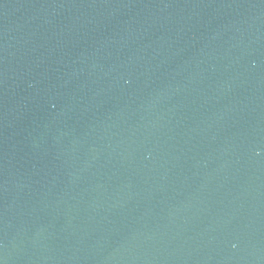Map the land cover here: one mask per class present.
<instances>
[{
	"label": "water",
	"instance_id": "obj_1",
	"mask_svg": "<svg viewBox=\"0 0 264 264\" xmlns=\"http://www.w3.org/2000/svg\"><path fill=\"white\" fill-rule=\"evenodd\" d=\"M0 264H264V0H0Z\"/></svg>",
	"mask_w": 264,
	"mask_h": 264
}]
</instances>
